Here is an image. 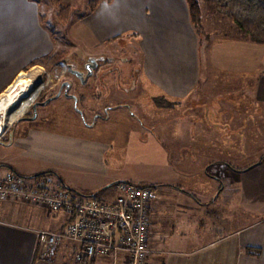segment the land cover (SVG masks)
Here are the masks:
<instances>
[{
    "label": "crops",
    "instance_id": "crops-1",
    "mask_svg": "<svg viewBox=\"0 0 264 264\" xmlns=\"http://www.w3.org/2000/svg\"><path fill=\"white\" fill-rule=\"evenodd\" d=\"M65 1L69 3L70 0ZM39 2L0 0V100L23 74L39 81L44 67L32 62L60 51L53 31L42 24ZM81 20L82 31L92 37L95 45L120 40L128 34L136 35L145 82L164 97V102H175L176 115L183 116V110L190 106L197 108V115L201 113L204 123L212 125L210 112L205 114V106L211 107L207 98L214 93L231 92L228 85L237 87L240 75L252 78L251 102L259 107L264 105V72L247 59V55L252 56L260 45L239 35L226 36L218 42H207L209 46L203 57L186 0L101 1ZM226 24L231 26L229 22ZM79 36L84 40L83 33ZM202 59L206 61V80L202 79ZM213 75L222 79L215 81ZM210 79L214 84L206 83L212 81ZM232 81L235 83H230ZM196 93H201L200 101L191 98ZM228 102L220 100V113L226 112L224 106ZM52 105L61 115L46 122L16 119L7 123L11 109L1 114L6 125L0 135V141L5 142L0 143L3 148L0 167L23 176L50 172L67 188L85 196L119 181L157 186L153 187L157 197L149 208L148 243L152 252L148 264H264V216L250 221H245V214L233 218L235 211L227 205L225 198H220L226 185L221 189L218 186L221 179L209 171L212 166L221 165L222 173V164H227L229 167H224L228 168L225 171L227 177L229 170L242 173L246 167L236 168L224 160L213 161V155L195 148L204 136L182 131L172 123L167 126L161 123L158 117L168 114L164 109H157L156 125H149L150 122L148 126L144 125L145 116L142 115L140 120L144 135L151 134L156 139L158 145H154L156 150L150 155L157 158L130 160L128 153L118 155L119 151L125 150L122 137L133 130L132 120L137 117L138 110L129 101L110 106L107 118L101 121L112 119L111 124L97 123L88 128L94 134L87 133V129L79 125L68 102L56 100ZM237 113L238 118H242V114ZM10 132L12 142L8 144ZM101 134H110V140L98 138ZM207 155L211 157L199 170L198 163L202 160L198 157ZM130 165L135 168L129 169ZM5 175L2 173L0 177ZM199 176L208 179L203 183L213 194L210 199L199 198L208 193L205 187L196 183ZM260 177L253 179L259 194L263 189ZM186 179L193 181L187 183ZM235 221L243 224L231 227V222ZM67 223L68 216L63 212L50 213L19 201H0V264H114L111 258L100 256L77 261L79 245L67 239L51 249L49 259H42L38 231H63Z\"/></svg>",
    "mask_w": 264,
    "mask_h": 264
},
{
    "label": "rangeland",
    "instance_id": "rangeland-1",
    "mask_svg": "<svg viewBox=\"0 0 264 264\" xmlns=\"http://www.w3.org/2000/svg\"><path fill=\"white\" fill-rule=\"evenodd\" d=\"M39 1L41 16H43L42 24L53 31L55 42L57 45H60V51H66L64 62L55 65L52 69H46L45 67L42 69L43 72L41 71L42 75L40 80L44 81V83L41 86L51 84L52 81H61L64 78L63 76L67 63H75L78 67L83 68L85 61L88 57L92 56L98 61L97 75L100 79V83L97 92H100L103 102L100 112L105 113L110 106L122 101H129L133 108L135 106L134 109L136 111L138 110L137 119L134 118L132 120L133 130L131 129L132 131H130V133L124 134V137H122V140H124L123 148L125 150L119 151L118 155L121 153H128L130 160H136L137 157L145 160L156 159L157 156L150 155L153 150H156V147H154V145L157 144L156 139L153 138L151 134L144 135L141 131L142 123L140 120H142V115L145 116L144 125L148 126L147 123L149 122V125H156V121H158L156 116L157 109H164L168 114L158 117L161 118V123L166 126L172 123L174 127L181 128L182 131L188 130L192 133H198L199 137L204 136L202 137L204 138L203 140L199 139L197 141L195 148L205 150L211 156L213 155V161L220 162L217 160H224L228 162L229 165L242 169L259 161V165L257 164L252 167L251 170H243L244 172L242 173L229 170L227 177L225 171L227 172L228 168H224L225 166L229 167L227 164H222V173L220 172L221 165L217 167L212 166L209 171L211 175L219 176L221 181L218 182V186L221 187V189L226 185L225 189L222 190L223 193L221 192L220 198H225L227 205L235 211L234 214H232L233 218L237 219V216L245 214V221H250L264 216V105H260L259 107L251 102L253 100L252 78H246L247 76L240 75V80L244 81L243 84L240 81L236 84L237 87L228 85L231 92L214 93L210 98H207L206 102H208L211 107L209 106L210 108H206L205 106V114L206 111L210 112L209 117L211 118L212 125L204 123L201 119V113L197 115V108H192L190 106L183 110V116L179 114L176 115L174 114L176 106L173 108L175 102H164V97L158 95L156 90H154L152 86H148L149 84L145 82L142 72L141 48L139 40L136 39V35L133 36L132 34H128L125 38H121L120 40H111V42L108 43L95 45L92 37L82 31L83 25H81L83 24L81 18L87 13L90 0H70L69 3L65 0ZM199 1L202 8L200 18L202 28H195L198 32L201 54L203 53V57H205L209 42L214 43L221 41L223 37L226 36L233 38L239 35L241 37L242 34L228 19L212 10L206 3L207 0ZM59 5H69L71 7V12L65 22L59 20L57 16ZM226 22H229L231 26L227 27ZM81 33H83L84 40L79 36ZM244 38L254 42L247 37ZM254 43L260 45L259 50L255 53L253 52L252 56L247 55V59L252 60L254 65L257 64L258 68L260 70L262 69L264 72V43ZM205 67L206 61L204 59L202 68L203 80H206L205 78L207 76ZM24 75L25 74L17 80V84V81L14 83L9 92L15 89H18V91L24 89L30 94L33 91L35 88L34 81L28 79L29 77L27 75ZM213 79L219 81L222 78L215 75ZM214 80L206 83L214 84ZM230 83L235 82L232 81ZM200 94H192L191 98L198 100L201 98ZM220 100L229 101L227 105L224 106V108L226 107V109H224L226 112L223 114L222 112L220 113V108L218 110ZM55 102L56 101L53 103ZM235 105H239L240 108ZM186 109L189 110V112L186 113ZM237 112L242 114V118H238L239 113ZM145 114H147V116ZM152 115H154V117H152ZM68 117L72 118L71 115H68ZM146 118H148V120ZM3 121V127H5L6 120L3 119ZM111 122L112 119L106 120L105 122L98 120V124H111ZM86 129L87 133L94 134L93 130L90 131L88 128ZM123 132L124 130L121 133L122 135ZM110 137V134L98 135V138L103 140H110ZM2 150L3 148L0 145V152H2ZM143 153L147 154L139 156ZM210 155L198 157V160H202V162L198 163L199 170H202L203 166L207 164L209 157H211ZM192 167L195 168V166ZM128 168L133 169L135 167L134 165H130ZM8 172L6 167H0V174L4 173L5 175ZM199 173L201 174V171ZM254 176H257V179L258 176H261L260 179L263 181V186H261L263 189L259 191L261 194L257 193L258 190L255 188L258 186L253 182ZM190 180L191 179H188L187 181L186 179L187 183H189ZM207 180V178L201 179L199 176L196 178V183L200 186L207 187L206 183H203ZM192 181L193 179L191 182ZM206 187L205 190H207ZM72 193L77 197L82 196L75 190H72ZM116 195L117 192L114 185H112L110 187H103L99 190H95L91 194H87V197H95L102 201H113ZM212 195L213 194L208 191L207 194H203L199 198L207 200L213 197ZM9 200L19 201L13 199ZM22 203L40 207L50 212L45 207L33 203ZM233 224L237 225L243 223L241 221L231 222V227Z\"/></svg>",
    "mask_w": 264,
    "mask_h": 264
},
{
    "label": "built area",
    "instance_id": "built-area-1",
    "mask_svg": "<svg viewBox=\"0 0 264 264\" xmlns=\"http://www.w3.org/2000/svg\"><path fill=\"white\" fill-rule=\"evenodd\" d=\"M113 201L85 195L77 197L53 174L23 176L9 172L0 177V201L9 199L33 203L50 212L68 216L63 231L42 229L39 256L51 257V249L63 239L79 245L77 261L95 257L111 258L114 264H148L151 202L157 197L152 186L127 181L114 184Z\"/></svg>",
    "mask_w": 264,
    "mask_h": 264
},
{
    "label": "flooded vegetation",
    "instance_id": "flooded-vegetation-1",
    "mask_svg": "<svg viewBox=\"0 0 264 264\" xmlns=\"http://www.w3.org/2000/svg\"><path fill=\"white\" fill-rule=\"evenodd\" d=\"M90 59L95 58L92 56L88 57L83 68L78 67L75 63H67L64 78L61 81H52L51 84L46 85L43 89V86H41L40 91L38 90L37 98L33 100L28 111L22 116L32 117L34 110H36L37 117L34 120L46 122L49 119L56 118L61 115V112L52 103L63 99L68 102L71 111L78 117L79 125L84 128H92L97 125L98 120L107 118L108 109L105 113L100 112L103 102L100 92H97L100 83L97 75L98 65L96 68H92L88 62ZM41 83L43 84L44 81ZM33 96L34 94L28 97V100H23L20 103V107H24L26 102L29 105ZM55 96L57 98L42 104L47 99Z\"/></svg>",
    "mask_w": 264,
    "mask_h": 264
},
{
    "label": "trees",
    "instance_id": "trees-1",
    "mask_svg": "<svg viewBox=\"0 0 264 264\" xmlns=\"http://www.w3.org/2000/svg\"><path fill=\"white\" fill-rule=\"evenodd\" d=\"M100 1L111 2L112 0H90L88 11L92 12ZM189 7L192 23L195 27L201 29L200 18L202 14L201 3L199 0H186ZM209 7L228 19L242 34L250 40L257 43H264V0H207ZM57 16L59 20L66 21L71 12V7L58 6ZM43 16H41L42 21ZM66 51L55 52L50 55L42 56L32 62L33 65L39 64L46 69H52L55 65L64 62ZM258 162L253 163L257 164ZM252 166V164H251ZM246 167L244 170L248 169ZM51 174L44 172L34 176ZM157 187V186H153ZM253 251V250H248ZM87 261L83 259L81 262Z\"/></svg>",
    "mask_w": 264,
    "mask_h": 264
},
{
    "label": "bare ground",
    "instance_id": "bare-ground-1",
    "mask_svg": "<svg viewBox=\"0 0 264 264\" xmlns=\"http://www.w3.org/2000/svg\"><path fill=\"white\" fill-rule=\"evenodd\" d=\"M32 84V83H31ZM36 88V86H35ZM35 88L33 89V91L29 94L27 90L21 89L20 91H18V89H15L14 91L8 92L7 96L0 100V115L3 113H5L7 110L9 111L10 108H14L12 110V112L9 114L8 120L10 122H13L14 120L17 119V117L23 112L25 111L28 102H26V104L24 105V107H16L15 106L19 103L22 102L24 98L30 97L33 94H35ZM20 104V103H19ZM1 117V116H0ZM3 118H0V134L3 131ZM9 123V122H8Z\"/></svg>",
    "mask_w": 264,
    "mask_h": 264
},
{
    "label": "water",
    "instance_id": "water-1",
    "mask_svg": "<svg viewBox=\"0 0 264 264\" xmlns=\"http://www.w3.org/2000/svg\"><path fill=\"white\" fill-rule=\"evenodd\" d=\"M88 62H89V64H91V66H92V68H96L97 67V63H98V61H97V59H90V60H88ZM42 81L40 80V81H34V85L36 86V88H35V94H34V96H33V98L31 99V100H34L35 99V96H36V92L40 89V87H41V85H42V83H41ZM54 98H57V96H55V97H53V98H49V99H47L45 102H43L42 104H46L47 102H49L50 100H52V99H54ZM29 98L27 97V98H24L23 100H28ZM19 103H21V102H19ZM17 104L16 106H15V108L16 107H19V105L20 104ZM14 108H12L11 110H10V113H11V111L13 110ZM24 112V111H23ZM22 112V113H23ZM25 113V112H24ZM36 117H37V112H36V110H34V115L32 116V117H26V116H20L19 118H17L18 120L19 119H21V120H34V119H36ZM13 123V122H10L9 120H7V123ZM12 142V133L10 132V134H9V141L7 142L8 144H10ZM0 143H5V142H3V141H0Z\"/></svg>",
    "mask_w": 264,
    "mask_h": 264
}]
</instances>
